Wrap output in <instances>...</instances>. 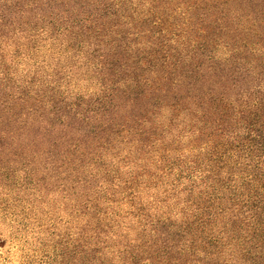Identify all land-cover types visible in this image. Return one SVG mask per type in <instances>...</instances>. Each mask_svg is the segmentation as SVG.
Here are the masks:
<instances>
[{
    "label": "trees",
    "instance_id": "16d2710c",
    "mask_svg": "<svg viewBox=\"0 0 264 264\" xmlns=\"http://www.w3.org/2000/svg\"><path fill=\"white\" fill-rule=\"evenodd\" d=\"M12 142L84 180L87 264H264V0H0Z\"/></svg>",
    "mask_w": 264,
    "mask_h": 264
},
{
    "label": "rangeland",
    "instance_id": "374dc122",
    "mask_svg": "<svg viewBox=\"0 0 264 264\" xmlns=\"http://www.w3.org/2000/svg\"><path fill=\"white\" fill-rule=\"evenodd\" d=\"M48 50L31 63L44 62ZM64 170L63 160L51 159L43 148L19 142L0 147V264H87L81 251L92 235L94 201L84 180ZM120 188H108L115 198L108 215L125 213L122 201L129 192Z\"/></svg>",
    "mask_w": 264,
    "mask_h": 264
}]
</instances>
